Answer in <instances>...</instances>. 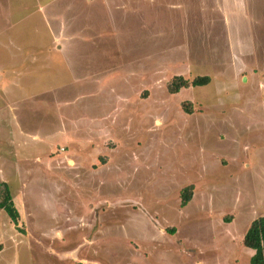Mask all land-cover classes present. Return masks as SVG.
Listing matches in <instances>:
<instances>
[{
  "label": "rangeland",
  "instance_id": "1",
  "mask_svg": "<svg viewBox=\"0 0 264 264\" xmlns=\"http://www.w3.org/2000/svg\"><path fill=\"white\" fill-rule=\"evenodd\" d=\"M17 1L20 22H0V202L6 185L19 217L0 209V264H250L264 0ZM175 76L210 83L170 94Z\"/></svg>",
  "mask_w": 264,
  "mask_h": 264
},
{
  "label": "trees",
  "instance_id": "2",
  "mask_svg": "<svg viewBox=\"0 0 264 264\" xmlns=\"http://www.w3.org/2000/svg\"><path fill=\"white\" fill-rule=\"evenodd\" d=\"M210 83L208 76H198L188 81L182 76H175L167 85L170 94H176L181 89L188 87H201ZM182 109L186 114H191L190 103H182ZM4 186V195L0 202V209L5 211L12 223L17 224L19 214L14 209L11 197L6 185ZM192 186L185 187L180 192V206L185 207L191 200ZM228 221V219H226ZM242 245L253 253L250 257V264H264V216H258L249 224L243 234Z\"/></svg>",
  "mask_w": 264,
  "mask_h": 264
},
{
  "label": "crops",
  "instance_id": "3",
  "mask_svg": "<svg viewBox=\"0 0 264 264\" xmlns=\"http://www.w3.org/2000/svg\"><path fill=\"white\" fill-rule=\"evenodd\" d=\"M19 8H21L20 2L17 0H0V22L1 21L10 22L11 25H14L15 23H19L21 17H19L18 19H15V12ZM45 17L46 18H45L44 22L47 20L46 14H45ZM80 39L81 38H79L77 35V37H73V39H71V40L76 41V43H79ZM68 40H70V39H68ZM56 50L50 49L47 51L46 54L45 53L44 54L43 53H37V54H30V55H31V58H33L32 61L37 60L36 57H43V56L45 57L46 61L49 60V57L51 59L53 56H59L61 58V56L63 55V54H61L62 50L60 49L61 52H59V49L57 51ZM3 71H5V70H3ZM18 134L23 135L20 132ZM31 149H33V148H31ZM29 151H31V150H29ZM34 156H35V153L33 155H30L29 157H34ZM35 158H36V156H35Z\"/></svg>",
  "mask_w": 264,
  "mask_h": 264
}]
</instances>
